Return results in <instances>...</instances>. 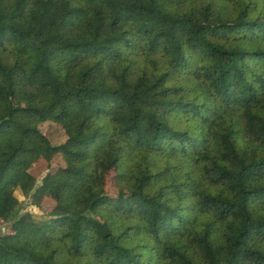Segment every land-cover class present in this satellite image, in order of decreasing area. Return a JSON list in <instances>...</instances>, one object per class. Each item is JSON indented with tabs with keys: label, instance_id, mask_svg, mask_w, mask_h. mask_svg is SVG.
Segmentation results:
<instances>
[{
	"label": "trees",
	"instance_id": "1",
	"mask_svg": "<svg viewBox=\"0 0 264 264\" xmlns=\"http://www.w3.org/2000/svg\"><path fill=\"white\" fill-rule=\"evenodd\" d=\"M0 220V264H264V0H0Z\"/></svg>",
	"mask_w": 264,
	"mask_h": 264
},
{
	"label": "rangeland",
	"instance_id": "2",
	"mask_svg": "<svg viewBox=\"0 0 264 264\" xmlns=\"http://www.w3.org/2000/svg\"><path fill=\"white\" fill-rule=\"evenodd\" d=\"M40 130L53 145L63 144L67 140V134L65 130L58 124L50 122L42 124L40 126ZM16 195L19 196L23 201L26 199L24 203L30 208V211L37 220H43L44 218H46L47 214L52 210L54 206V203L52 201L45 200L43 203V207L38 208L34 205H31V200L22 196L19 191L16 192ZM10 228V223L0 220V234L9 233Z\"/></svg>",
	"mask_w": 264,
	"mask_h": 264
}]
</instances>
